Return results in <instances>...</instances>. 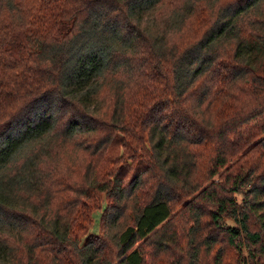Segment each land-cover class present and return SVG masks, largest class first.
Here are the masks:
<instances>
[{"label": "trees", "instance_id": "obj_1", "mask_svg": "<svg viewBox=\"0 0 264 264\" xmlns=\"http://www.w3.org/2000/svg\"><path fill=\"white\" fill-rule=\"evenodd\" d=\"M263 114L264 0H0V264H146L180 198L218 230L200 240L213 264L227 247L264 264ZM70 190L90 203L65 217ZM97 192L100 233L80 240Z\"/></svg>", "mask_w": 264, "mask_h": 264}, {"label": "rangeland", "instance_id": "obj_2", "mask_svg": "<svg viewBox=\"0 0 264 264\" xmlns=\"http://www.w3.org/2000/svg\"><path fill=\"white\" fill-rule=\"evenodd\" d=\"M108 97L106 96L104 100V104L107 102ZM264 118V114L263 117ZM264 126V125H263ZM260 128L257 129L256 132V138L255 141L264 142V131H260ZM263 129V128H262ZM109 155L111 156H117L119 157V164H122L125 166V163H127L126 156L123 153V149L120 147L119 144H114L109 151ZM62 157L59 162V167L63 168V170L66 172V176L68 179L75 181L74 179L78 180L79 183L82 182V173L84 171V168L86 166V163L82 160V158L78 157V155L74 152L71 145H68L65 147L62 153ZM256 161L258 164H261L264 161V158H262L260 155H256ZM129 163V160H128ZM134 161L130 163V165H133ZM214 180H218V176H215L213 178ZM210 183L207 182L204 185H208ZM78 185L83 186L84 184H77V183H71L70 186L72 189H77ZM97 199L93 202L92 210H90V221L86 225L87 230L85 233H81L79 235L80 240L84 238L87 234H99L100 233V216L102 213V210L104 207L109 203L104 193L97 192L96 194ZM80 200L82 203H90V199L87 198L84 195H77L73 190H70L68 192H61L57 194V199L54 203L55 209L60 210L63 214H65V217L68 216L70 213L72 216L73 213L80 208V205H78L77 201ZM190 198L186 199V201H189ZM181 198L174 202L171 205L172 213H171V220L169 222L168 227H165V232L172 233L174 232V241L175 243L168 247L166 250L156 251V249L149 245L148 243L142 244V250H144L145 256H146V264H187L186 261V253L191 251V248H189L186 244L189 241L188 233L189 228H199L200 231L196 234V241L199 251V259L200 264H213V254L214 250L210 252L205 251V246L200 244L201 236H205L208 234H212L213 237H216L218 234V230L214 229L212 232L207 233L206 229V223L208 222V219L206 217H202L200 220V223L192 224V219L185 209L184 205L185 202ZM78 205V206H77ZM197 208L200 209V207L197 205ZM201 210V209H200ZM225 223L232 224L230 220H225ZM138 242L137 244H139ZM136 244V245H137ZM217 247L224 246L216 245L214 249ZM225 249V248H224ZM240 253L235 251L231 247L226 248V254L222 258L221 264H240L241 259ZM38 259H40V264H49L51 263V260L49 261L48 255L45 253H41L38 256ZM55 264V263H54Z\"/></svg>", "mask_w": 264, "mask_h": 264}]
</instances>
